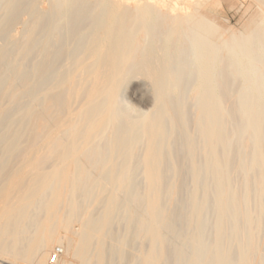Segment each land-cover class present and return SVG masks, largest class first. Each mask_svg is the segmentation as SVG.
<instances>
[{
    "label": "bare ground",
    "instance_id": "1",
    "mask_svg": "<svg viewBox=\"0 0 264 264\" xmlns=\"http://www.w3.org/2000/svg\"><path fill=\"white\" fill-rule=\"evenodd\" d=\"M253 1L0 0V264H264Z\"/></svg>",
    "mask_w": 264,
    "mask_h": 264
},
{
    "label": "rangeland",
    "instance_id": "2",
    "mask_svg": "<svg viewBox=\"0 0 264 264\" xmlns=\"http://www.w3.org/2000/svg\"><path fill=\"white\" fill-rule=\"evenodd\" d=\"M250 4H251V6H250ZM245 5V6H244ZM248 6H250L249 8H251V9H249L248 8ZM254 6V7H253ZM249 9V10H248ZM254 9H255V3H254V1L253 0H214V19H215V21H216V19H217V23L219 24V22H220V25H222V27H232V28H234V29H237V30H241L240 29V27L241 28H243L241 25L243 24L244 25V23H243V21H245L246 20V18H248L249 16H250V14H252V10H253V12H254ZM250 11H251V13H250ZM245 12H247V13H245ZM250 13V14H249ZM225 19V20H224ZM248 20V19H247ZM246 20V21H247ZM222 23V24H221ZM226 25V26H225ZM228 25V26H227ZM138 180V179H137ZM136 180V181H137ZM138 182V188H140V186H142L143 184H142V182L140 181V185H139V180L137 181ZM136 182V183H137ZM135 183V182H134ZM133 183V184H134ZM136 183H135V185H136ZM132 184V186L133 187H135V189H136V186H134ZM183 191V190H182ZM181 193V192H180ZM183 193H185V194H183V195H181L182 197H185L186 195H187V191L185 190V192H183ZM185 195V196H184ZM125 222V223H124ZM123 224H125L124 226H123ZM74 226H73V228H78V223H74L73 224ZM120 226V227H119ZM121 226H122V229H121V231H124L123 229H124V227H126V229H127V227L129 228V223H128V226H127V222L125 221V220H123V221H121V223H118V226H117V224H116V227H115V232L116 233H118L119 231H120V229L119 228H121ZM133 226V224L131 225V227ZM116 230H118V232L116 231ZM132 234V233H131ZM130 237V236H129ZM132 237H134V234L132 235ZM132 237H130V240L133 242V240H132ZM134 247H133V250L134 249H136L137 248V245H138V243L137 242H135V240H134V244H132ZM56 246H60V247H62L63 248V245H62V243H55L53 246H52V248H51V250L49 251V255H48V257H47V262L48 263H50L49 262V256H50V253H51V251L53 250V248H55ZM128 247H130V246H128ZM131 248V247H130ZM130 248H128L129 249V252H130ZM128 249L126 248V251H128ZM129 252H126V255L127 254H129V255H125L124 257H126V259H127V263L126 264H128V263H130V261L129 260H131L132 261V259H130L131 257H128V256H130L131 254H132V257H133V251H132V249H131V252L129 253ZM63 254H64V249H63ZM62 254V255H63ZM62 257H64V255L62 256ZM124 260H125V258H124ZM122 262H124V261H122ZM125 262H126V260H125ZM122 264V263H121ZM124 264V263H123Z\"/></svg>",
    "mask_w": 264,
    "mask_h": 264
},
{
    "label": "built area",
    "instance_id": "3",
    "mask_svg": "<svg viewBox=\"0 0 264 264\" xmlns=\"http://www.w3.org/2000/svg\"><path fill=\"white\" fill-rule=\"evenodd\" d=\"M63 254V248L56 246L50 253L49 262L50 264H56Z\"/></svg>",
    "mask_w": 264,
    "mask_h": 264
}]
</instances>
